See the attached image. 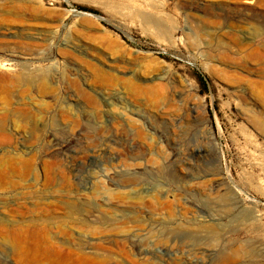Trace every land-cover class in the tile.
Returning a JSON list of instances; mask_svg holds the SVG:
<instances>
[{"label":"rangeland","instance_id":"374dc122","mask_svg":"<svg viewBox=\"0 0 264 264\" xmlns=\"http://www.w3.org/2000/svg\"><path fill=\"white\" fill-rule=\"evenodd\" d=\"M0 264H264V0H0Z\"/></svg>","mask_w":264,"mask_h":264},{"label":"bare ground","instance_id":"6f19581e","mask_svg":"<svg viewBox=\"0 0 264 264\" xmlns=\"http://www.w3.org/2000/svg\"><path fill=\"white\" fill-rule=\"evenodd\" d=\"M189 236H192V237L195 238V237H197V234H196V235H192V233L189 232ZM254 249H255V248H254ZM253 251H254V250H253ZM251 252H252V251H251ZM248 255H249V254H248ZM251 255H252V254H251ZM257 255H259V254L257 253ZM249 256H250V255H249ZM257 258H258V256H257ZM259 258H260V257H259ZM258 263H259V262H258Z\"/></svg>","mask_w":264,"mask_h":264}]
</instances>
